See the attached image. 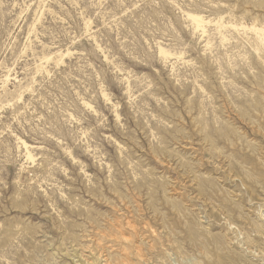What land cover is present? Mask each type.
Returning a JSON list of instances; mask_svg holds the SVG:
<instances>
[{
	"label": "rangeland",
	"instance_id": "obj_1",
	"mask_svg": "<svg viewBox=\"0 0 264 264\" xmlns=\"http://www.w3.org/2000/svg\"><path fill=\"white\" fill-rule=\"evenodd\" d=\"M254 25L264 0H0V264H264Z\"/></svg>",
	"mask_w": 264,
	"mask_h": 264
},
{
	"label": "bare ground",
	"instance_id": "obj_2",
	"mask_svg": "<svg viewBox=\"0 0 264 264\" xmlns=\"http://www.w3.org/2000/svg\"><path fill=\"white\" fill-rule=\"evenodd\" d=\"M188 18L193 22V25H194L195 29L197 31H202V33H206L207 32V26L212 23V20L207 19L205 16H203L201 14L189 13L188 14ZM89 24H90V21L88 20L87 21V25H89ZM214 25L220 31V33L222 32L223 29L228 27V25L226 26V23L224 22L223 18H220L217 21H215ZM230 27L232 29H234V30H239V26L237 24H231ZM240 28L245 30L247 28V26L241 25ZM249 30L253 31L256 34V36H257V38L259 40V46L260 47H264V25H262V26L254 25V26L250 27ZM222 35H223L224 38H226V36L224 34H222ZM159 51H160L161 55H164L166 57L174 55L173 53L169 52L168 50H166L162 46H160ZM59 52L60 51L51 53L49 56H46L44 58V60L47 62L50 59H52V57H53V59H56V57H54L53 55H57ZM59 55L61 56L60 59L62 60V57L64 55L62 53H60ZM103 96L106 99L110 100L109 95L107 93H104ZM118 117H119V115H118ZM19 140L23 143L25 148L28 150V158H32L33 155L29 151L30 146H28V143L25 140H22L21 138H19ZM239 234H241L240 231H239Z\"/></svg>",
	"mask_w": 264,
	"mask_h": 264
}]
</instances>
